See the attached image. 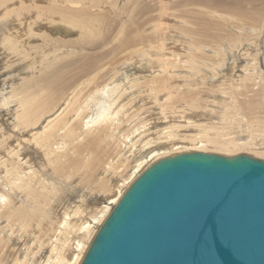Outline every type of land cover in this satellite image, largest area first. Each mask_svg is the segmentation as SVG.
I'll use <instances>...</instances> for the list:
<instances>
[{"label":"bare ground","instance_id":"6f19581e","mask_svg":"<svg viewBox=\"0 0 264 264\" xmlns=\"http://www.w3.org/2000/svg\"><path fill=\"white\" fill-rule=\"evenodd\" d=\"M192 151L264 159V0H0V264H81Z\"/></svg>","mask_w":264,"mask_h":264},{"label":"water","instance_id":"95a60500","mask_svg":"<svg viewBox=\"0 0 264 264\" xmlns=\"http://www.w3.org/2000/svg\"><path fill=\"white\" fill-rule=\"evenodd\" d=\"M81 264H264V159L192 151L156 161Z\"/></svg>","mask_w":264,"mask_h":264},{"label":"rangeland","instance_id":"374dc122","mask_svg":"<svg viewBox=\"0 0 264 264\" xmlns=\"http://www.w3.org/2000/svg\"><path fill=\"white\" fill-rule=\"evenodd\" d=\"M155 113H156V112H155ZM150 116H153V115L151 114ZM154 117H159V115H158V116H157V115H156V116L154 115ZM76 196H77V195H76ZM76 199H77V200H76ZM79 200H80V198L77 196V197L75 198L74 201H79ZM71 201H72L71 203L73 204V200H71ZM69 203H70V201H69ZM74 203H75V202H74ZM57 204H58V203H57ZM58 205H60L59 208L61 209L62 205H61V204H58ZM98 230H99V229H98ZM98 230H97V232H98ZM97 232L95 233V235L97 234ZM95 235H94V237H95ZM94 237H93V239H94ZM92 241H93V240H92ZM91 243H92V242H91ZM90 245H91V244H90Z\"/></svg>","mask_w":264,"mask_h":264}]
</instances>
